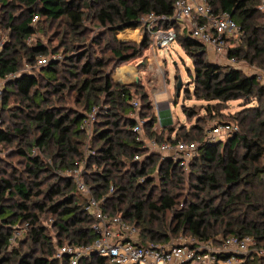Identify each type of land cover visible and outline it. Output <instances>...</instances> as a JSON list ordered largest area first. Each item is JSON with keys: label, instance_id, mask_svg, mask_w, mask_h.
<instances>
[{"label": "trees", "instance_id": "obj_1", "mask_svg": "<svg viewBox=\"0 0 264 264\" xmlns=\"http://www.w3.org/2000/svg\"><path fill=\"white\" fill-rule=\"evenodd\" d=\"M174 2L0 0V26L9 28L13 37L0 51V78L5 80L2 107L8 109L11 98L20 97L28 108L23 112L29 111L13 130L4 127L5 119L0 126V140L18 139L17 151L25 160L20 176L12 172L0 178V264H70L67 257H55L59 246H85L96 239L94 218L85 210L88 199L74 179L59 173L84 158V179L92 197L105 198L101 203L105 212L135 225L143 245L189 237L219 244L230 236L248 235L264 248V87L257 75L211 62L205 45L186 32L181 34L176 22L159 24L176 29L177 42L194 61L192 96L218 104L241 99L257 104L239 112L236 123L220 119L213 124L228 122L239 127L228 140L218 143L206 140L210 127L195 125L184 134L170 126L158 128L151 96L142 81L118 84L114 79L116 68L143 56L151 43L147 33L140 44L120 41L117 33L140 27L142 18L152 13L172 16ZM208 2L214 14L228 12L242 29L241 37L228 47V56L264 68L263 0ZM43 20L64 29L57 36L66 53L77 50V54L65 56L66 63L51 60L40 66L38 74L22 72L25 63L32 65L40 56L60 53L41 39L31 42ZM89 24L99 33L90 37ZM242 40L245 47L239 43ZM95 47L110 56L94 54ZM11 74L15 76L10 78ZM70 98L75 106L69 104ZM185 98H192L189 90ZM135 100L138 108L133 106ZM207 108L216 110L214 105ZM94 109L98 113L88 133L81 125ZM183 110L188 118L195 115L191 107L183 106ZM136 117L145 121L143 129L149 139L198 145L189 176L172 159L142 148L133 131ZM187 189L189 194L184 195ZM42 216L52 219L56 243ZM24 224H28L26 239L10 250L14 227ZM78 264L109 263L94 254ZM242 264H264V255L252 254Z\"/></svg>", "mask_w": 264, "mask_h": 264}, {"label": "built area", "instance_id": "obj_2", "mask_svg": "<svg viewBox=\"0 0 264 264\" xmlns=\"http://www.w3.org/2000/svg\"><path fill=\"white\" fill-rule=\"evenodd\" d=\"M264 12V0L260 5ZM37 16L34 17V21ZM176 22L181 28V34L186 32L194 40L204 44L207 49L213 52L214 56L222 55L223 63L237 67L241 62L235 57L228 56V47L232 41L242 35L239 24L228 12L214 14L208 0H175L172 16L149 14L142 18L141 28L150 38V49L169 50L177 41L178 32L175 28L165 29L160 23ZM57 54L51 57L40 56L37 60L38 66L46 65L51 60H59ZM161 75V83L165 85L164 74L161 65L158 66ZM15 75L11 74V77ZM4 81V80H3ZM153 82V80H152ZM4 84L0 78V109L2 106ZM153 105L158 109L159 103ZM135 108L139 107L137 100L133 101ZM98 113L97 109L87 114L81 128L90 132ZM133 131L137 139L141 141L142 148L146 152H156L163 158H170L175 163L188 165L197 152L195 142H162L149 139L144 132V120L139 119ZM2 120L0 118V124ZM239 130L233 123H219L213 125L206 131V140L218 143L228 140ZM140 157L136 156V159ZM66 176H71L77 184L80 193L88 196L90 187L85 182L79 169L66 171ZM88 201L85 210L93 218L92 230L97 235L96 239L88 245L77 246L64 244L57 248L55 257L63 259L67 257L70 264H78L87 256L98 255L104 257L109 264H242L245 261L244 255L257 244L251 236H230L222 243L214 244L213 240L180 239L170 241L166 244L150 243L143 245L139 240V230L135 225L128 223L121 215H111L105 212L101 203L105 200H96L92 196L87 197ZM28 224H25L27 230ZM21 234L19 229L14 227L13 235L10 238L11 250L16 238Z\"/></svg>", "mask_w": 264, "mask_h": 264}, {"label": "rangeland", "instance_id": "obj_3", "mask_svg": "<svg viewBox=\"0 0 264 264\" xmlns=\"http://www.w3.org/2000/svg\"><path fill=\"white\" fill-rule=\"evenodd\" d=\"M0 13L2 12L0 11ZM0 17L3 20L2 15ZM4 22H6V20ZM89 25H91L90 29H93L91 32H89L90 37L99 33V29H97L96 27L92 28L93 24H89ZM37 26L40 27V31H38V34H36V36L32 37L31 42L34 40L36 41L38 39H41V41L45 45H48L49 47H56L57 49L59 48L60 53H58L57 55L60 56L59 60L61 62L64 61L63 63H66L68 59V58L65 59V56L66 57L76 56L77 50H75L74 52L72 51L70 54L66 53L65 47H63L62 45L61 36L60 37L57 36L58 31L60 30V32L62 33L64 32V29L57 28L58 25L53 26L52 24H50L49 21H44V20L40 22ZM123 35L124 34L122 31V32H119L116 35V37L118 38V40H120L121 37L122 38L125 37V35L124 36ZM11 41H13L11 30L5 27L4 25L0 26V51L7 43H10ZM107 41L108 39L104 40V42L102 43V47L103 46L105 47V44L107 43ZM127 41L129 42L133 40H127ZM133 42H135L136 44H140V42H137V41H133ZM239 43L240 45L244 47L246 46V42L244 40H242ZM62 51H64L65 54L64 53L61 54ZM93 51H94V54L105 55L104 57L106 58L110 56V52L108 51L105 52L106 54H103L101 48L95 47ZM154 54L162 67L164 79H165V85L163 86V84L161 83L160 86L162 88L161 89L162 91L160 90L159 92L153 95V93L151 92V86H150V83H152V75L149 74L146 76L145 74H143L142 83L147 88H149V91L151 93V100H153L154 103L155 102L157 103L167 102L170 106L169 111L167 110V112L165 113V114H168L170 118H165V120L163 121V124L161 123L159 116L157 114V110H156L157 125L161 127L170 126L175 131H178V132H181V134H184L186 131H188L190 128L194 127L195 125H201L205 127V129H208L220 119L225 120V121H232L236 123L235 116H237L239 112L244 111L246 107L248 106L257 105L255 102L248 103V100H245V99L234 100V101H229L226 103L218 104L217 102H207L204 100H198L196 99L195 96H192L193 91H194V86H195V82H194L195 79L193 78V74L195 72V64H194L193 59L190 58L185 53V51L183 50V48L179 45L177 41L171 46L169 50L156 49L154 51ZM52 55L50 56L48 55L46 57H51ZM143 56L137 57L128 63L137 64L142 60ZM207 56H208V60H210L211 62H214L216 64H221V65H227L226 63L222 62L224 60V57L222 55H217V57L214 56L213 58L211 57V51L208 50ZM240 62L241 63L238 66H240L248 74L257 75L259 84L264 87V68H260L256 64L255 65L249 64L245 60H241ZM39 68L40 66H38V63H34L32 65L25 63L23 66L22 72L24 71V72H32L33 74H38L40 71ZM178 77H180L183 83L179 97H177L176 95V84L178 81ZM1 82L2 84L5 85V80L3 81V79H1ZM44 85L45 83H42L41 86L39 87L40 91L42 92L45 91ZM185 90L190 91V94L192 97L191 99L185 98ZM69 104L72 106H75L71 98H70ZM208 105H214V109L216 110L213 112L208 111V108H207ZM183 106L191 107L195 111V115L191 118H188L183 110ZM23 109L28 110V108L26 107V104L20 101V97H12L10 100L9 108L6 110H3V107L1 106L0 118L2 120V123H3V119H5L4 127L5 128L10 127V129L13 130L14 126H19L20 122L23 121L22 119L25 118L26 113L29 112V111H26L24 113ZM16 116H19V118H16ZM161 127H158V128H161ZM91 131L88 133H91ZM32 137H29L27 139L29 140ZM17 143H19L18 139L13 140L12 143H7V142L0 140V178L8 177V175H11L12 172H14V174L12 175H16V176H20L24 172L25 160L21 155H19L17 151L18 149ZM43 158L46 159L47 157L43 155ZM190 164L191 162H189L188 165H181L178 163L179 167L183 168L186 176H189L188 174L190 173L189 172ZM76 168L81 171V174L84 177V175L87 172L86 158L80 161H77L76 166L74 168L59 171V173L63 176H66L67 170L72 171ZM1 169H4L5 171H7V173L3 174L1 172ZM23 177L25 179L27 177L26 174ZM68 177H71V176H68ZM183 192H184V195H186V193L189 194V189ZM82 195L86 199L87 197L92 196L91 192L89 193L88 196L84 194ZM42 220H43V223L48 227L49 236L56 243L57 234L55 233V230L51 226L52 219L42 216ZM15 228L19 229L21 231V234L18 236V238H16L13 247L17 246L19 241L25 240L26 234L28 232V228L27 230L23 229L25 228V224L17 225L15 226ZM184 239L190 240L192 238L189 237V238H184ZM172 241H175V239H173ZM214 245L216 246L217 244H214ZM256 253L259 255H264V248L258 247V244H256L254 247H252L248 251V253L244 255V257L246 258Z\"/></svg>", "mask_w": 264, "mask_h": 264}, {"label": "crops", "instance_id": "obj_4", "mask_svg": "<svg viewBox=\"0 0 264 264\" xmlns=\"http://www.w3.org/2000/svg\"><path fill=\"white\" fill-rule=\"evenodd\" d=\"M119 33V32H118ZM117 33V34H118ZM123 34L125 37H121L120 41H127V40H133L142 43L144 40L145 32L141 27H137L134 29H126L123 31ZM123 35V36H124ZM207 49V48H206ZM211 51L210 49H207V51ZM151 49L145 52L142 60L139 63H127L125 65H122L121 67L117 68L114 73V79L116 83L118 84H126V83H132L137 81V77L139 80L142 81V76L145 74L146 76L151 74L153 82L150 83L151 86V92L156 94L159 92L161 88V75L158 71L159 61L157 60L154 52ZM211 57H213V52L211 51ZM141 65V66H140ZM148 89V93L151 96V93ZM162 91V90H161ZM153 102V100H152ZM154 103V102H153ZM155 113L157 110V114L159 116V119L161 123L163 124V121L165 118H170L168 114H165L167 110L169 111L170 106L167 102L159 103V108L157 109L155 106ZM157 127H161L156 124ZM164 127V126H163Z\"/></svg>", "mask_w": 264, "mask_h": 264}, {"label": "water", "instance_id": "obj_5", "mask_svg": "<svg viewBox=\"0 0 264 264\" xmlns=\"http://www.w3.org/2000/svg\"><path fill=\"white\" fill-rule=\"evenodd\" d=\"M145 35H146V34H145ZM145 35H144V37H145ZM138 80H139V79H138V77H137V81H138ZM182 86H183V83H182L180 77H178V81H177V84H176V93H177V96L180 95V92H181Z\"/></svg>", "mask_w": 264, "mask_h": 264}]
</instances>
